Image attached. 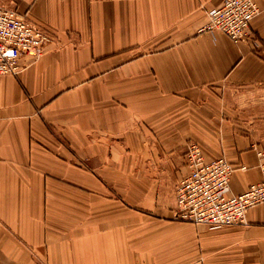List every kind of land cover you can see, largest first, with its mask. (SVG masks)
<instances>
[{
    "label": "crops",
    "instance_id": "0c3cea01",
    "mask_svg": "<svg viewBox=\"0 0 264 264\" xmlns=\"http://www.w3.org/2000/svg\"><path fill=\"white\" fill-rule=\"evenodd\" d=\"M223 1L2 0L52 40L0 74V264H264V202L245 224L175 215L189 142L238 166L234 193L262 177L225 93L264 91V0L257 47L201 29Z\"/></svg>",
    "mask_w": 264,
    "mask_h": 264
},
{
    "label": "built area",
    "instance_id": "2783aa9c",
    "mask_svg": "<svg viewBox=\"0 0 264 264\" xmlns=\"http://www.w3.org/2000/svg\"><path fill=\"white\" fill-rule=\"evenodd\" d=\"M260 11L254 0H224L208 11V21L201 29L220 30L234 42L257 47L259 40L251 36L250 27ZM51 40L48 30L0 0V74L17 75L21 59L38 60ZM185 155L188 172L177 185L176 219L210 227L245 224L247 210L264 202V147L258 149L261 180L242 193L232 191L231 176L238 166L226 156L207 159L195 141L189 142Z\"/></svg>",
    "mask_w": 264,
    "mask_h": 264
},
{
    "label": "rangeland",
    "instance_id": "374dc122",
    "mask_svg": "<svg viewBox=\"0 0 264 264\" xmlns=\"http://www.w3.org/2000/svg\"><path fill=\"white\" fill-rule=\"evenodd\" d=\"M225 101L230 105V115L236 121L240 120L247 131L260 130L264 140V91L260 88H227Z\"/></svg>",
    "mask_w": 264,
    "mask_h": 264
}]
</instances>
